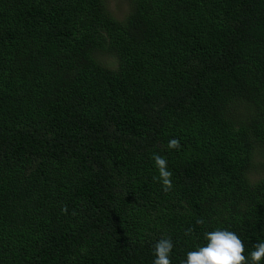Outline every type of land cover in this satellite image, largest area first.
Wrapping results in <instances>:
<instances>
[{
	"label": "trees",
	"instance_id": "trees-1",
	"mask_svg": "<svg viewBox=\"0 0 264 264\" xmlns=\"http://www.w3.org/2000/svg\"><path fill=\"white\" fill-rule=\"evenodd\" d=\"M261 168L264 0H0V264H153L161 238L180 264L217 228L251 264Z\"/></svg>",
	"mask_w": 264,
	"mask_h": 264
},
{
	"label": "clouds",
	"instance_id": "clouds-1",
	"mask_svg": "<svg viewBox=\"0 0 264 264\" xmlns=\"http://www.w3.org/2000/svg\"><path fill=\"white\" fill-rule=\"evenodd\" d=\"M168 149L180 148V141L172 138L167 143ZM154 166L158 171V181L162 185V190L168 192L172 189V172L169 170L167 159L159 154L152 157ZM62 212L67 209L62 208ZM196 224L203 225L204 220L198 219ZM193 229L185 230V235H190ZM206 244L199 246L194 251L186 254V259L180 264H249V257L244 255L245 245L239 236L227 229H215L204 233ZM153 264H171L170 255L174 247L171 238H161L154 244ZM264 260V241H259L254 245V250L250 253L251 264H259Z\"/></svg>",
	"mask_w": 264,
	"mask_h": 264
},
{
	"label": "rangeland",
	"instance_id": "rangeland-1",
	"mask_svg": "<svg viewBox=\"0 0 264 264\" xmlns=\"http://www.w3.org/2000/svg\"><path fill=\"white\" fill-rule=\"evenodd\" d=\"M106 5L112 16L118 19L123 18L129 10V0H106ZM103 61L109 64L111 67L116 65V60L114 57H104ZM257 155L259 158V154ZM261 170L264 171V168H261ZM260 174L263 175V172H260ZM257 175H259V173L254 174L252 178H256Z\"/></svg>",
	"mask_w": 264,
	"mask_h": 264
}]
</instances>
